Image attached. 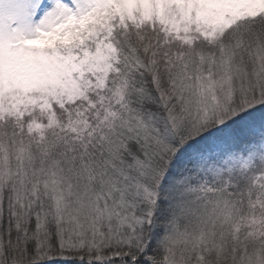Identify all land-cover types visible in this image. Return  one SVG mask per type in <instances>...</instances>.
I'll list each match as a JSON object with an SVG mask.
<instances>
[{
	"label": "snow or ice",
	"instance_id": "snow-or-ice-1",
	"mask_svg": "<svg viewBox=\"0 0 264 264\" xmlns=\"http://www.w3.org/2000/svg\"><path fill=\"white\" fill-rule=\"evenodd\" d=\"M0 264H264V0H0Z\"/></svg>",
	"mask_w": 264,
	"mask_h": 264
}]
</instances>
